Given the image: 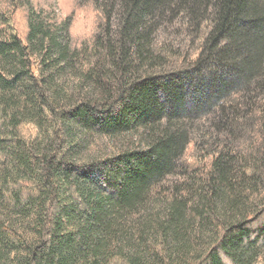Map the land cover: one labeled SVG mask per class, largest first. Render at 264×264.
<instances>
[{
  "label": "trees",
  "instance_id": "obj_1",
  "mask_svg": "<svg viewBox=\"0 0 264 264\" xmlns=\"http://www.w3.org/2000/svg\"><path fill=\"white\" fill-rule=\"evenodd\" d=\"M86 4L99 21L77 42L54 3L0 0V264H175L177 256L178 264H264V207L249 217L243 202L264 204L261 101L252 106L251 152L222 139L204 172L198 216L226 198L241 214L204 251L187 259L196 216L175 192L154 226L141 214L154 184L179 167L189 172L186 118L218 114L235 133L242 98L232 93L264 87V0ZM168 21L192 29L195 50L191 39L184 48L162 40ZM95 134L121 143L83 156ZM152 228L160 238L146 251Z\"/></svg>",
  "mask_w": 264,
  "mask_h": 264
},
{
  "label": "rangeland",
  "instance_id": "obj_2",
  "mask_svg": "<svg viewBox=\"0 0 264 264\" xmlns=\"http://www.w3.org/2000/svg\"><path fill=\"white\" fill-rule=\"evenodd\" d=\"M34 2L42 4L54 3L58 8L62 16L71 17V30L75 34L76 41H82L84 38H89L94 33L97 22L99 21V12L95 10L89 4H86V0H33ZM87 5V6H86ZM18 21L17 24L20 29L23 26V18L21 14L17 15ZM192 30V29H191ZM190 28L187 27V24L182 22L171 23L170 21L166 22L162 28L159 30V35L162 37V40H168L170 43H180L181 47H185V41L191 39L193 45L191 46L192 50L196 48V41L198 39L197 35L189 36L187 33H190ZM101 32L103 30H100ZM100 32V33H101ZM200 35V34H199ZM175 41V42H174ZM192 43V42H191ZM241 96V120L239 121V126L235 133H232V122L220 118L218 114L216 115H200L194 118L187 117L186 128L189 133L191 142L188 145L186 151V156L184 157V167L189 170L187 173L184 172V168L179 167L175 174L170 178H166L165 181L158 184H154L151 187L150 194L148 197V203L146 209L141 211V214L144 217H148L145 220L151 221L153 226L154 223H158L166 216V203L171 199L173 192L177 198L184 199L186 201V214L190 219L194 218L195 229L194 233L189 236L190 240V250L187 253V259L191 260L195 253L204 251V248L209 242L216 236L219 226L222 225L226 219L232 217V215L241 216L240 213H237V210H232L229 204L226 202L229 198H226L225 201L220 199H215V209L213 213L211 212L209 216H198V210L203 211L205 208V201L201 200V196L205 197L207 190H203L204 185L207 182L206 174L210 169V160L213 157L214 151L217 150L219 143L221 144L224 140L231 144L232 147H235L233 144L236 142L238 145V154L239 151L250 153L252 145H255L257 142L256 136L253 135V128L251 127L255 119L253 118V107L255 103L261 101V105L264 108V87L254 85L253 89H243L241 91H235L232 93V96ZM232 98V97H231ZM230 98V99H231ZM218 107V106H216ZM215 107V108H216ZM225 136V137H224ZM223 139V141H222ZM121 143L120 138H109L107 136H101L99 134L92 135L91 143L87 150L86 154H97V155H108L111 151L114 150L115 146ZM226 146V145H224ZM242 146V147H241ZM228 147V146H227ZM239 147H241L239 149ZM221 148V147H219ZM242 158H247L242 156ZM186 160V162H185ZM194 160L196 162H194ZM198 165V168L190 170L189 164ZM189 163V164H188ZM248 167V161L245 163ZM181 166V165H179ZM235 166H243L242 164L236 163ZM208 169L207 173L206 170ZM181 189V191H179ZM200 190L204 191L203 195L200 194ZM246 196V195H245ZM243 197V202H246L247 211L245 212L247 216L255 214V212L261 210L264 207V204L258 197ZM149 215V216H148ZM134 219H138L139 216L134 215ZM238 218V217H237ZM231 219V218H230ZM152 231V234H148ZM198 234V235H197ZM158 237L155 235V229L146 230L143 236V245L142 247L148 250L152 244H155L156 239L160 238V235L157 233ZM162 238V237H161ZM140 239V238H139ZM172 245V242H170ZM131 246V245H130ZM166 246V242H165ZM129 247V246H126ZM134 247H130V250H134ZM129 249V248H128ZM180 257H176L175 264H178ZM257 260H264V248H261ZM187 262V261H183Z\"/></svg>",
  "mask_w": 264,
  "mask_h": 264
}]
</instances>
